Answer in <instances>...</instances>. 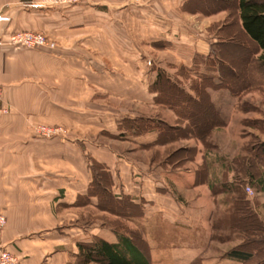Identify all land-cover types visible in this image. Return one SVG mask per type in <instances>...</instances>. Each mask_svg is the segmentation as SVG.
<instances>
[{
	"label": "crops",
	"instance_id": "obj_1",
	"mask_svg": "<svg viewBox=\"0 0 264 264\" xmlns=\"http://www.w3.org/2000/svg\"><path fill=\"white\" fill-rule=\"evenodd\" d=\"M0 14L8 17L0 21V88L1 102L9 109L0 115V213L5 217L0 248L15 255L19 264H101L85 261L84 246H79L97 239L116 244L126 256L132 252L116 236L128 237L127 230H119L117 224L82 223L84 207L75 205L83 201L90 208L100 206L102 190L87 170L81 137L86 130H101L107 118L111 132H118L119 109L111 101L119 98V86L125 84L127 90L120 99L132 100L127 88L134 82L149 83L159 69L195 101L193 112L203 109L199 119H218L223 124L207 129L224 126L230 106L236 107L241 94L253 89L264 92L260 50L240 29L236 0H90L69 7L0 0ZM18 30L42 32L57 43L56 48L4 42ZM212 53L237 73L238 83H220L217 72L208 70L203 59ZM179 70L189 73L184 77L191 82L188 90L176 81L182 78ZM207 72L213 83H198ZM158 106L175 122L189 123L180 109L161 102ZM37 124L62 125L69 138H38L32 132ZM157 134L154 128L144 131L142 142L152 143ZM108 163L109 195L127 196L141 209L138 214L126 207L118 212L111 202L115 210L109 212L137 227L145 246L130 242L148 264L152 261L145 237L155 223L151 218L185 231L197 221L192 217L195 209L201 217L209 215L219 192L213 189L218 183L207 173V166L201 165L198 176L166 161L158 169L143 167L138 176L131 171L128 178L120 176L121 164ZM181 247L165 245L169 264L183 263ZM230 260L225 257L221 262Z\"/></svg>",
	"mask_w": 264,
	"mask_h": 264
},
{
	"label": "rangeland",
	"instance_id": "obj_2",
	"mask_svg": "<svg viewBox=\"0 0 264 264\" xmlns=\"http://www.w3.org/2000/svg\"><path fill=\"white\" fill-rule=\"evenodd\" d=\"M231 22L229 31L233 32L235 29L233 21ZM235 41L237 42L236 39ZM157 46L155 44V47ZM158 71L161 70L154 72V76L149 78V83L134 82L131 89L127 88L128 93L130 91L133 94L132 100L120 99L121 94L127 91L125 84L119 86L117 100L108 99L112 103L116 101L114 105L119 109L117 133L111 132V127L107 125L110 120L107 118L101 130L95 133L86 130V135L81 137V146L85 149L83 159L89 174L101 181L104 190L108 187L109 170L106 163L110 160L121 164L118 168L120 176L128 178L132 176L131 171H135L134 174L138 176L143 167H149V170L158 169L156 167L166 161L169 166L175 169L178 167L182 172L188 169L198 172L201 165L207 166V173L216 180L215 184L218 183L214 186L215 193L219 191L220 186L225 185L237 188V192L219 191L214 196V205L209 215L201 217L195 209L192 217L197 221L192 228L185 231L179 228L170 229L152 217L151 223L155 222L154 225L145 226L150 228L149 237L146 235L145 239L150 247L152 264H169V258L166 256L169 252L165 248L168 244L182 246V264H223L222 258L232 249L248 252L250 258L244 262L231 259L228 264H264V190L255 183L264 175V92L253 89L241 94L236 107L230 106L229 113L226 114L229 119L222 127L216 126L204 133L208 119L193 120V123H196L194 129L198 131L194 133V129L191 130L186 121L175 122L167 110L159 107L162 105L158 106V98L151 85ZM179 73L182 78L177 79V83H182L185 90H188L191 82L184 77H189V73L182 70H179ZM163 91L168 97L176 96L171 90ZM183 108V105L179 107L182 111ZM201 110L203 109L199 108L196 115H204ZM158 125H167V128H164L160 136L156 135L152 143L145 145V142H142V129L146 126L156 128ZM47 126L62 127L65 130L62 140L69 138L62 125ZM124 161L128 162L130 167L125 166ZM197 175L201 173L198 172ZM245 185L250 188V193L244 191ZM175 197L177 200L181 199V196ZM75 205L84 207L81 210L82 223H95L98 226L117 224L119 230H127L128 237L140 246V231L132 224H127L123 219L110 214L112 207L104 193L98 208L85 206L83 201ZM202 206L205 208V204ZM99 209L102 210L100 214ZM143 245L145 246V243ZM193 245H197V248H192ZM143 251L145 253L146 247Z\"/></svg>",
	"mask_w": 264,
	"mask_h": 264
},
{
	"label": "trees",
	"instance_id": "obj_3",
	"mask_svg": "<svg viewBox=\"0 0 264 264\" xmlns=\"http://www.w3.org/2000/svg\"><path fill=\"white\" fill-rule=\"evenodd\" d=\"M236 8L237 16L240 21V29L244 36L249 41H251L254 47L260 50L258 60L261 65H264V0H236ZM203 60L206 63L208 61L209 71L212 70L213 72H217L220 83H238L237 73L228 70L227 67L223 65L219 55H214L212 53ZM200 77L201 78L198 80V83H213L211 81L213 78L211 72H207V74L204 73ZM151 85L153 86L152 89L156 92L155 96L158 98V102L165 103L178 109L181 105H183L184 110L181 111L186 115V118L189 122L188 124L191 126V130H193L195 128L194 125L196 124L193 123V120L195 121L196 119H199L196 113L193 112V110L197 108L195 101L191 100L190 96L184 92L183 89L176 87L174 82L166 74H164L163 71L157 72L153 84ZM164 89L171 90L176 94V96L168 97L164 94ZM231 90L233 89L231 88ZM219 123H221V121L218 119L207 120L204 133L207 131L209 125H216ZM153 128L154 127L149 128L146 126L144 129H142V131L144 132ZM164 128H167V125H158L154 129L158 130L157 135L160 136L162 132H164ZM193 132L195 133L198 131L194 129ZM108 179L109 178H107V185ZM93 182H95L96 185H99L100 187L102 186L101 181L95 179V177H93ZM255 183L260 189L264 190V175L260 176L259 179L255 181ZM213 189L215 190V187H213ZM101 190L106 195V199L110 203V206L115 203L114 206L117 208V211L119 209L123 210L124 207H126L129 211L133 210L134 214L141 212L139 203L130 202L127 199V196H123L119 199H113L106 189L103 190V187H101ZM219 191L226 193H236L237 188H232L230 185H225L220 186ZM112 210H114L113 207ZM116 236L119 241L123 243V246L127 245L128 250L132 251L131 253L128 252L127 256L121 251V249L117 248L116 244H108L97 239L91 243H86L83 245L79 244L80 247L84 246L82 258L85 261H95L101 264H148L141 252L131 244V239L121 234H116ZM225 256L244 262L250 258V253L232 249L228 251Z\"/></svg>",
	"mask_w": 264,
	"mask_h": 264
},
{
	"label": "built area",
	"instance_id": "obj_4",
	"mask_svg": "<svg viewBox=\"0 0 264 264\" xmlns=\"http://www.w3.org/2000/svg\"><path fill=\"white\" fill-rule=\"evenodd\" d=\"M28 3H34L46 7H69L71 5L90 2V0H25ZM8 17L0 14V21H7ZM5 43L8 45H17L24 48H44L53 50L57 43L48 38L45 34L38 31L18 30L13 31L6 37ZM2 41H0V45ZM9 109L1 102V88H0V115L8 113ZM32 132L34 136L44 139H60L65 137V130L59 126L36 125L33 126ZM244 191L250 193V188L245 185ZM5 224V217L0 213V230ZM0 264H19L15 255L10 253L6 248H0Z\"/></svg>",
	"mask_w": 264,
	"mask_h": 264
}]
</instances>
